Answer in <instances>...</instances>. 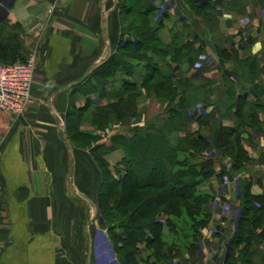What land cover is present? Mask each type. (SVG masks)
<instances>
[{
	"label": "crops",
	"instance_id": "0c3cea01",
	"mask_svg": "<svg viewBox=\"0 0 264 264\" xmlns=\"http://www.w3.org/2000/svg\"><path fill=\"white\" fill-rule=\"evenodd\" d=\"M193 2L202 15L185 0H0V40L10 36L19 45L17 56L7 51L3 62L31 53L37 59L32 106L15 120L0 111V264H90L93 253L103 260L94 233L96 222L105 232L96 203L100 172L89 151L69 142L65 115L78 100L77 88L116 51L122 10L132 4L152 11L163 44L189 45L179 61L160 63L183 85L188 132L233 130L244 115L240 137L250 161L242 175L212 147L201 155L225 173L201 186L216 199L207 206L203 247L185 257V264H224L240 213L241 180L251 183L254 195L264 193V0ZM136 88L141 91L139 79ZM109 90L104 102L113 100ZM117 134L131 135L126 128ZM122 156L118 150L107 159ZM223 239L228 243L221 245Z\"/></svg>",
	"mask_w": 264,
	"mask_h": 264
},
{
	"label": "trees",
	"instance_id": "16d2710c",
	"mask_svg": "<svg viewBox=\"0 0 264 264\" xmlns=\"http://www.w3.org/2000/svg\"><path fill=\"white\" fill-rule=\"evenodd\" d=\"M191 3L193 0H188V4ZM134 11L140 14L138 20L141 27L136 25V30L124 24V17ZM151 13V10L144 9L139 4H132L122 10L119 46L77 88V91H81L84 85L90 84V91L82 93L83 95L111 88L108 96L113 100L106 105H96L93 100L86 98L84 105L79 108L72 107L70 101L65 115V132L71 144L74 143L73 138H90V134L80 129L81 115L84 112H95L92 125L98 129L102 127L101 123L106 125L112 119L123 121L131 113H136L133 103L136 94L146 90L151 80L159 79L158 84L147 92L158 100L166 101L164 119L159 124L149 120L143 126H135L130 136L114 135L110 139L109 148L102 146L91 153L101 176L96 198L97 210L118 264H170L171 260L178 258L183 252L199 248L201 232L210 218L207 205L215 196L213 192H201L200 188L204 182L225 173H216L214 161L203 159L202 153L210 147L214 148L231 159V167L236 172H242L250 161L240 137L244 115L241 117L238 114L241 117L240 126L233 130L214 127L210 131L211 135L207 136L199 132H188L191 117L187 111V103L178 90L183 85L175 81L169 66L164 64L160 67V63L167 57L171 61H179L189 45L180 44L175 39L168 45L163 44L159 38L160 23L154 22ZM18 48L19 45L10 36L0 40V63H4L7 51H12L17 56ZM17 58L23 62L21 55ZM137 79L141 81V91H137ZM162 92L166 96L161 95L160 99L159 94ZM240 107L241 105L239 109ZM98 113L103 118L101 123L96 117ZM74 114L78 119L73 122L71 117ZM250 119L255 122L257 120L255 115ZM200 125L203 123L200 122ZM70 127L74 136L69 135ZM172 132H183L184 136L172 140ZM99 150H104V153L100 155ZM116 150L123 153L117 164L122 170L111 169L105 159ZM112 186L120 187L121 192L111 190ZM144 188L157 191L141 195L136 208L127 209L133 193ZM111 192L116 195L113 199ZM124 193L129 195L126 197ZM184 208L188 212L186 215L191 218L189 223L182 222L179 227L170 220V216L176 220L181 219ZM239 208V217L229 241L224 264H256L255 257L264 264V250H259L260 244L264 243V193L254 195L251 183L244 179L240 182ZM163 227L173 237L170 243L164 238ZM145 252L148 253L147 256L140 260L139 255Z\"/></svg>",
	"mask_w": 264,
	"mask_h": 264
},
{
	"label": "rangeland",
	"instance_id": "374dc122",
	"mask_svg": "<svg viewBox=\"0 0 264 264\" xmlns=\"http://www.w3.org/2000/svg\"><path fill=\"white\" fill-rule=\"evenodd\" d=\"M185 2L189 6V8L194 13H196V11H197L196 4L193 2V3H191V5H189L188 4V0H185ZM198 14L199 15H202L201 12H198ZM139 17H140L139 12H135L134 11V12H132V13H130L127 16L124 17V24H126L129 28H132L133 27L136 30L137 29V26H138V28L141 27L140 26V21L138 20ZM13 63H16V62H12V64ZM5 64H9V63H5ZM158 80L159 79H153V80H151L148 83V86H147V89L146 90H142L141 92H139L138 94H136L135 100L133 102L134 105L136 106L135 107L136 113H133V114L131 113L130 116H127L123 121H117V120H113L112 119V121L110 123L108 122L106 125H104V123H101V122H103L102 115H100L101 113L100 114L98 113V116H96V117L99 120V123H101L100 125L102 126V127H100L98 129V128H96V127H94L92 125L93 124L92 123V119H93V115H95V112H93L91 110H88V111L84 112L83 115H81V120L80 121H82V123H81L80 129L82 131H84L86 134H90L91 136H90V138H85V137L73 138L74 139L73 140L74 143L72 145L75 146V147H77L78 149L87 150L90 153H92V151L94 149L100 148L102 146H104L105 148H109L110 145H111V142H110L111 141L110 140L111 137L114 136V135H119V134H117V132L120 131L121 129L126 128V130H128L129 133L131 134V130L135 126H138L139 123H143V125H144L149 120L156 121V119H157L160 122L162 119H164L165 112H166V107H167V103H166L165 100H162L161 97L162 96H166L165 93L164 92L160 93L159 94V97L162 95L160 97L161 100H158L157 98H155L153 96L152 93L149 94L147 92L148 90L152 89L153 87H155L158 84ZM114 86H117V85H114ZM106 90H107V88H105L104 90H102L100 92L95 93L94 94L95 97L92 99L91 98L92 96H90L91 94L90 95H83L84 93H87L88 91H90V84H86V85H84V87H82L81 91H79V93H78L79 95H78V98H77L78 100L71 101V106L72 107L73 106L74 107H77L75 103H78L79 104L78 105V108L81 107V106H83L86 98H90L91 100H93L96 105H106L108 102L111 101L109 99L106 100V102L103 101V99H104L103 98V94H104V92H106ZM111 118H112V116H111ZM77 119L78 118H77V115L76 114H74V116L71 117V120H73V122L76 121ZM159 122H157V123L155 122V123L156 124H159ZM86 124L90 125V128L89 127L88 128H84V130H83L82 127H84V126L87 127ZM70 129L71 130L69 131V135L70 136H74L73 135L74 134V131L72 130V127H70ZM182 136H184V133L183 132H174V133L172 132V133H170V139H172V140L173 139H179ZM116 151H118V150H116ZM103 153H104V150H99V154L100 155L103 154ZM108 155L106 156L105 159H106L107 163L109 164L110 168L111 169L118 168V169H121L122 170L121 167H117V164L119 163V161L118 162L117 161L116 162L115 161H112L113 158L111 159L110 162L108 161V159H107ZM139 160H141V159H139ZM230 168H231L232 171H234L231 166H230ZM234 172H236V171H234ZM237 173L240 174V175H242L241 171L240 172H237ZM112 189H116V192L117 193L118 192H121V190H122L118 186H116V187H113L112 186L111 187V190ZM105 190H106V187H105ZM200 190H201V192L202 191L205 192V190L202 189V188H200ZM156 191L157 190H154V189H151V188L139 189L138 191L136 190L133 193V195L130 197L131 200H129L130 203L127 204V209L131 210V209L136 208V205L138 204L141 195H146L148 193H153V192H156ZM123 195H125L127 197L129 194H125L124 193ZM110 196H111L112 199L116 197L115 193H113V192L110 193ZM123 199H125V198H123ZM215 199L216 198L214 196V198L209 202V204L211 205L215 201ZM256 206H258V204ZM183 211H185V212L182 213L181 219H179V220L173 219L170 216V220H172L174 223H176L177 225H179V227L182 225V222L189 223L190 218H191V217L189 218L186 215V213L188 214V212H186V208H184ZM119 215H116V216H119ZM98 216H99V214H98ZM160 221H161V224H163V220L161 219ZM209 222L210 221H208V223ZM207 226H208V224H207ZM98 227L99 226H98V224L96 222L95 231H94V233H96V236H95V240H96V243H97L96 246H97V250L98 251L101 250L100 253L102 254L103 260L99 256L98 261L97 260L95 261V259H97V258H95L94 253H93V255L90 258L89 263L90 264H118L115 255L112 253V249H111V247L109 245V242L106 239V229H105V232L104 233L102 232V234H101V231L98 230ZM101 227H102V224L100 223V228ZM228 228H229V231L230 232L234 230L233 229V226H231L230 224L228 225ZM168 232H169L168 229L165 228V227H163V235H164V238L166 239L167 242L170 243L173 240V237L170 236V235H168ZM224 242L226 244L227 240L225 241L223 239L221 241V245H223ZM198 244L200 246L202 245V247H203V239H202V237L200 238ZM261 247L264 248V243H263V245L260 244L259 248H261ZM221 248H222V250L220 252V256L223 255V250L225 249V247L223 246ZM198 250H199V248H197L196 250H194L192 252L185 251V252H183L182 255L178 256V258H175L174 260H171L170 264H180V263L185 264L188 261V258H185L186 255L193 254L194 252H197ZM147 254L148 253L145 252L144 254L139 255L140 257H138V258L140 260H143V258H145L147 256ZM254 259L257 262L256 264H261V262L258 260V258L255 257ZM151 262H153V260H151ZM196 262H198V261L196 260L195 263ZM141 264H143V263H141Z\"/></svg>",
	"mask_w": 264,
	"mask_h": 264
},
{
	"label": "built area",
	"instance_id": "2783aa9c",
	"mask_svg": "<svg viewBox=\"0 0 264 264\" xmlns=\"http://www.w3.org/2000/svg\"><path fill=\"white\" fill-rule=\"evenodd\" d=\"M37 59L31 53L23 62L0 63V111L12 120L23 115L33 104L32 81Z\"/></svg>",
	"mask_w": 264,
	"mask_h": 264
}]
</instances>
